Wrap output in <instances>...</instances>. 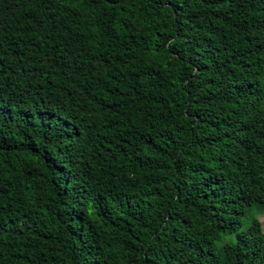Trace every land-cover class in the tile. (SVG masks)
<instances>
[{"label":"trees","instance_id":"1","mask_svg":"<svg viewBox=\"0 0 264 264\" xmlns=\"http://www.w3.org/2000/svg\"><path fill=\"white\" fill-rule=\"evenodd\" d=\"M264 0H0V264H264Z\"/></svg>","mask_w":264,"mask_h":264},{"label":"rangeland","instance_id":"2","mask_svg":"<svg viewBox=\"0 0 264 264\" xmlns=\"http://www.w3.org/2000/svg\"><path fill=\"white\" fill-rule=\"evenodd\" d=\"M253 220H257L260 222L264 232V213H261L258 210L254 209L252 211L247 212L246 215L241 219V227L237 231V233L224 238L223 242L219 243L217 247L221 248L223 247V245L233 244L236 241V235L240 233H245L249 229Z\"/></svg>","mask_w":264,"mask_h":264}]
</instances>
